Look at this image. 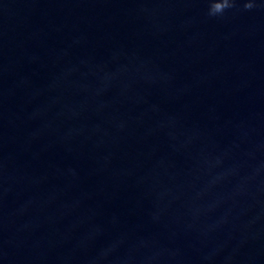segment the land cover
I'll list each match as a JSON object with an SVG mask.
<instances>
[{
  "label": "water",
  "instance_id": "1",
  "mask_svg": "<svg viewBox=\"0 0 264 264\" xmlns=\"http://www.w3.org/2000/svg\"><path fill=\"white\" fill-rule=\"evenodd\" d=\"M0 0V264H264V0Z\"/></svg>",
  "mask_w": 264,
  "mask_h": 264
},
{
  "label": "clouds",
  "instance_id": "2",
  "mask_svg": "<svg viewBox=\"0 0 264 264\" xmlns=\"http://www.w3.org/2000/svg\"><path fill=\"white\" fill-rule=\"evenodd\" d=\"M236 7V0H209L208 4V15L210 17H219L223 14ZM256 7L253 0H245L243 4L244 11H251Z\"/></svg>",
  "mask_w": 264,
  "mask_h": 264
}]
</instances>
